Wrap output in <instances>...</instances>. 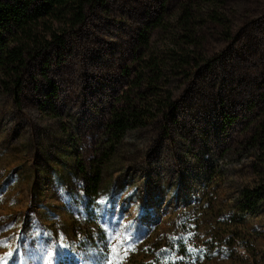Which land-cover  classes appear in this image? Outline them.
Wrapping results in <instances>:
<instances>
[{"label": "rangeland", "instance_id": "rangeland-1", "mask_svg": "<svg viewBox=\"0 0 264 264\" xmlns=\"http://www.w3.org/2000/svg\"><path fill=\"white\" fill-rule=\"evenodd\" d=\"M222 12L230 39L243 41L229 74L244 70L253 86L252 73L264 75V0H230ZM108 15L93 19L85 52L52 67L55 100L48 103L46 87L17 103L0 93V264H151L158 254L177 264H264V153L235 142L247 101L264 112L252 88L227 118L186 104L167 136L163 121L128 134L99 199L83 206L71 193L73 157L83 162L96 146L107 102L124 82L112 70L134 24L119 10ZM205 35L210 57L241 45L231 47L218 31ZM172 40L169 33L152 43ZM165 84L179 101V81Z\"/></svg>", "mask_w": 264, "mask_h": 264}, {"label": "trees", "instance_id": "trees-1", "mask_svg": "<svg viewBox=\"0 0 264 264\" xmlns=\"http://www.w3.org/2000/svg\"><path fill=\"white\" fill-rule=\"evenodd\" d=\"M229 1L0 0V93L16 103L26 93L39 95L43 87L51 92L45 95L48 103L55 100L57 89L49 76L51 69L64 65V54L85 52L86 45L81 41L94 37L93 19L119 10L133 21L134 29L124 42L122 58L112 70L124 82L107 102L96 146L86 152L83 162L73 157L70 166L71 179L77 186L71 193L83 206L99 199L104 171L124 148L128 134L154 131L163 121L160 128L167 136L168 124L177 121V110L186 104L189 111L196 110L200 115L212 107L219 117L227 118V110L235 108L239 98L246 102L247 87L264 101L263 70H257V81L256 72L252 73L253 86H247L251 74L248 76L244 70L229 74L233 56L241 58L243 43L240 38L230 39L231 31L222 12ZM55 26L64 31L55 32ZM205 30L220 32L231 47L241 45L229 54L210 57ZM169 33L173 37L169 46H153L154 36ZM167 79L180 83L177 102L166 90ZM246 104L235 142L254 144L264 153V112L261 109L258 114L256 104L249 100ZM150 263L177 264L170 254H158Z\"/></svg>", "mask_w": 264, "mask_h": 264}]
</instances>
